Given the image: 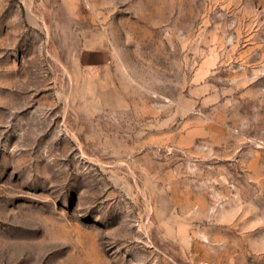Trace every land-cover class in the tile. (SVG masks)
I'll list each match as a JSON object with an SVG mask.
<instances>
[{
  "label": "rangeland",
  "instance_id": "374dc122",
  "mask_svg": "<svg viewBox=\"0 0 264 264\" xmlns=\"http://www.w3.org/2000/svg\"><path fill=\"white\" fill-rule=\"evenodd\" d=\"M0 264H264V0H0Z\"/></svg>",
  "mask_w": 264,
  "mask_h": 264
},
{
  "label": "crops",
  "instance_id": "0c3cea01",
  "mask_svg": "<svg viewBox=\"0 0 264 264\" xmlns=\"http://www.w3.org/2000/svg\"><path fill=\"white\" fill-rule=\"evenodd\" d=\"M105 45H106L105 40H103L102 38H98L96 40H93V42L90 41V44H88L87 47L85 46L84 47H85V50L92 52L98 61V59L103 60L104 56L107 54V50L109 51L108 47H106ZM97 63H101V61Z\"/></svg>",
  "mask_w": 264,
  "mask_h": 264
}]
</instances>
